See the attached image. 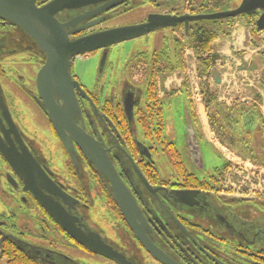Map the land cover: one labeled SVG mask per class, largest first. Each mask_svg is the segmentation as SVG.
Returning <instances> with one entry per match:
<instances>
[{
  "label": "flooded vegetation",
  "instance_id": "af4514ba",
  "mask_svg": "<svg viewBox=\"0 0 264 264\" xmlns=\"http://www.w3.org/2000/svg\"><path fill=\"white\" fill-rule=\"evenodd\" d=\"M51 1L38 0L37 4L41 7ZM206 1L109 0L66 12L61 20L88 14L76 29L90 24L92 27L70 37L76 41L146 23L152 14H210L202 11ZM141 8L150 11L139 21L112 25L116 19ZM162 31L168 32L156 51L132 49L122 64L120 58L116 61L118 66H111L115 47ZM181 31L186 39L185 24L180 23L175 28L106 45L73 58L71 74L78 84L74 93L82 117L76 123L91 139L93 150L111 163L132 195L144 220L136 221L143 222L144 237L153 249L178 264H264V252L240 248L229 235L234 225L230 217L246 220L254 216V211H264V206L257 197L223 192V184L219 188L223 175L226 178L230 172L225 161L230 152L226 151V155L217 144L221 140L212 127L202 90L203 82L215 83L213 66L210 78L201 79L194 52L186 43L178 42ZM2 33L17 36L16 43L7 45L6 55L0 58V264H86L87 260L117 264L79 244L39 204L30 191L38 186L33 181L27 184L29 173L36 171L34 162L66 194L69 203L58 196L55 200L79 221L77 228L88 235H99L129 264H161L123 216L112 196L108 173L77 144L73 145L74 161L38 105L37 78L46 63L44 55L24 34L0 20ZM227 40L214 42L206 57L211 60L208 55L215 52L218 43ZM1 45L0 42V49ZM77 61H91L94 66L88 86L76 71ZM5 64H15L17 68L8 66L5 70ZM148 78L158 84L157 99L147 92ZM263 78L264 73L258 79L262 89ZM14 92L26 99L28 113ZM215 92L217 103L221 104L220 92ZM257 96L253 93V100L264 104L263 96L261 101ZM36 124L42 125L41 131L34 128ZM177 134L182 149L177 146ZM204 147L213 151L214 159L224 161L221 167L213 166L210 174L205 171ZM160 165L167 166L169 173L163 175ZM204 172L201 178L199 175ZM39 189L46 193L45 187Z\"/></svg>",
  "mask_w": 264,
  "mask_h": 264
},
{
  "label": "water",
  "instance_id": "95a60500",
  "mask_svg": "<svg viewBox=\"0 0 264 264\" xmlns=\"http://www.w3.org/2000/svg\"><path fill=\"white\" fill-rule=\"evenodd\" d=\"M37 1L0 0V20L9 26L15 27L31 42L35 43L38 50L45 57L46 63L37 78L40 95V99L37 101L38 105L49 118L74 161L73 145L77 144L90 160L100 166L104 173H108L112 184V196L144 247L161 264H178L148 244V240L144 237L143 222L140 224L136 221L138 219L144 220L141 218L132 195L122 183L111 163L102 157L100 153L93 150L91 139L77 125L76 121L82 117L74 93V89L78 88V84L72 78L71 61L77 56L87 54L103 46L130 41L167 28H175L180 23L185 24L187 40L191 22L237 19L241 16H256V29L264 33V0H241L234 9L195 16L152 14L148 17L146 23L119 28L76 41H72L70 37L92 27V24H90L76 29L79 23L88 18V14L66 21L61 20L62 15L66 12L85 9L91 5L109 0H52L41 7L38 6ZM6 52V50L0 49V58L4 57ZM208 57L212 61L211 75L213 80L215 84L221 85L222 76L218 68V62L224 63L227 56L224 54L216 55L214 52L209 54ZM256 95H258V100L261 101V96L258 93ZM8 159L11 161L10 158ZM32 165L36 171L29 173L27 184L33 181L36 187L38 186L36 190L30 188V191L48 214L86 249L117 264H129L124 256L107 245L99 235L95 233H89L88 235L82 229L77 228L76 225L79 221L67 212L62 203L55 200V197L58 196L65 203H69L66 201V194L58 190L45 173L36 166L35 162ZM41 186L45 187L46 193L40 192L39 188H42ZM233 199L234 201L248 200L245 198ZM236 218L240 217H230L234 221V225L229 230V235L233 240L242 241L243 244L250 246L259 242L264 245V219L256 220V223L254 221L249 223L246 221L247 219L241 218V220H238Z\"/></svg>",
  "mask_w": 264,
  "mask_h": 264
},
{
  "label": "rangeland",
  "instance_id": "374dc122",
  "mask_svg": "<svg viewBox=\"0 0 264 264\" xmlns=\"http://www.w3.org/2000/svg\"><path fill=\"white\" fill-rule=\"evenodd\" d=\"M199 2L204 1V0H197ZM223 6L226 7H234V1L231 0L227 1V0H223ZM228 2L230 4H228ZM232 9V8H231ZM146 11H150V9H144L141 8L140 10H136L126 16L120 17L118 19H116L114 22H112V25H128L134 22L139 21V18H141L142 16L144 17L146 15ZM144 14V15H143ZM239 23H243L247 26L248 20H241L240 22L237 23V25ZM168 32V31H162V32H158L155 34L150 35L149 38H140L131 42H127L125 44H121L117 47L114 48L113 52H112V56H111V66L115 67L118 66L117 64V60L119 61L121 58V64L127 59V57L129 56V51H131L132 49H137V50H147L149 53H152L154 51H156L160 45H161V39L163 38L164 34ZM233 36V33H232ZM232 36L230 38H228V40H231ZM253 37V36H252ZM263 37H264V33L262 32L261 35H259V37L257 39H254V41H252V44H248L250 46L248 51H241V49H239L238 47H235L230 51V54L232 56H236L237 53L240 54H245L249 53L251 54L252 52L255 54H262L264 51V43H263ZM250 39L247 38V42ZM248 46V47H249ZM257 52V53H256ZM11 66L12 69H16L17 65L15 64H5V70H7V67ZM76 71L82 81V83L85 86L90 85L91 80H92V75L94 73L93 70V64L91 61H77L76 63ZM233 68V67H232ZM191 71V70H190ZM228 75V74H226ZM229 76V75H228ZM257 78H250L247 75L239 78L236 77L235 82H232L231 80H228L226 82H228L226 84L227 90H222L221 92V104L223 105V109H229V110H235L234 113V118L236 117V115L240 118L235 119L236 122H234L233 119V123L231 124V126L233 125L234 127H232L233 129V134L234 137L236 139H239V141L241 142L242 145H245L246 143H250L252 144L253 148L255 149V151L257 153H260L261 151L264 154V137L261 138V141H259L258 139H256V135H255V129L257 127V118L255 116V113L253 112L252 109H254L256 106V108H258L260 110V112L262 114H264V104H260L257 101L253 100V97L248 94V92H245L246 88L249 85H252L254 87V92L258 93L261 97L263 96L264 99V89L260 88V82H259V78H258V74L256 75ZM206 85L208 86V88L212 91H215L218 89V87H216L217 84L215 83H210V81L208 80L206 82ZM220 86V85H218ZM170 87V86H169ZM199 89H200V84H199ZM13 90V89H12ZM16 91V90H13ZM14 97L16 99H20L24 104L23 107L26 109V113H28V107L27 105V101L26 99H24L23 97L20 98V94L17 92L13 93ZM245 105V107L251 109V112H242V106ZM230 107V108H229ZM35 122V120H34ZM36 123V122H35ZM43 123V122H42ZM44 125V123H43ZM42 125H40V127H38V125L36 124V126H34V128H37L38 130H42L41 128ZM260 128V127H259ZM258 128V129H259ZM257 129V130H258ZM40 130V131H41ZM264 131V130H263ZM264 134V133H263ZM261 142L262 144V149H259V147H256L255 144ZM218 146L222 147L224 152L226 153V151H229L230 153L228 154V158L225 160L226 163L228 164V168L227 170H230V172L228 173V176L225 178L224 182H223V186L226 183L227 180H229L230 178H233V180H241L240 176L243 177V179H246V177L252 176L253 174L255 175H260V177H264V161L263 163H255L253 162L251 159H246L241 152V149L237 148L238 145L233 144L230 141H225L223 140V142H219L218 141ZM239 144V143H238ZM177 146L182 149V144H181V140H180V136L179 134H177ZM254 152V153H256ZM213 151L209 148L204 147V155H205V163H206V167L207 169L205 171L209 172V174L211 173L212 167L216 166V167H221L224 165V161L222 159H220L219 157L214 159V156H212ZM227 155V153H226ZM229 165L233 166V165H237L238 169H237V174L232 173L231 168L229 167ZM160 170L162 172L163 175L169 173V169L167 166H163L160 165ZM232 175V176H231ZM201 178L203 176H205V172L201 173L199 175ZM257 198H260L263 202H264V195H262L261 192H258V194H256ZM86 264H108V263H104L101 260L96 261V260H87Z\"/></svg>",
  "mask_w": 264,
  "mask_h": 264
},
{
  "label": "trees",
  "instance_id": "16d2710c",
  "mask_svg": "<svg viewBox=\"0 0 264 264\" xmlns=\"http://www.w3.org/2000/svg\"><path fill=\"white\" fill-rule=\"evenodd\" d=\"M223 0H207L206 1V7L202 8L203 12H220V11H226L236 8L238 3L241 0H233L234 1V7H226L223 6ZM230 1L231 0H227ZM228 4H230L228 2ZM176 6L172 5L171 7ZM196 12V10H194ZM256 16L253 17H246L241 16L237 19H226V20H215V21H199L191 23L190 28V35L189 40L186 41L185 35L183 31L179 34L178 42H184L188 47L194 52V55L197 59V72L201 79L204 78H210V71L212 68L211 60L206 57L208 53L212 50V45L214 42H216L220 38H230L232 36V33L237 25L238 22L241 20H248L247 28L251 34V36L254 37V39H257L259 35L262 34V32L258 31L255 26ZM15 33L9 34V33H2L0 34V42L2 43L1 50L5 51L7 49V45H12L13 43H16V37ZM1 55V54H0ZM262 61L264 64V51L261 54ZM161 63V62H160ZM151 77H153L154 73L152 72ZM264 83V81H263ZM147 87V92L151 98L157 99L156 93L158 91V84L153 81L152 78H148V80L145 83ZM202 90L205 94V101H206V107L209 110V117L211 119L212 127L215 131V133L218 135L220 140L223 142L230 141L235 145H238L237 148L241 149L242 155L246 159H251L255 163H263L264 161V154L261 151L260 153H257L255 149H252L253 146L250 143H246L245 145H242L239 139H236L234 137V132L231 124L234 122L235 119H238L236 117L234 118L235 110H229V109H223V105L217 103V94L215 91H212L208 88L206 85V82L202 83ZM252 109L255 113V116L257 118V127L255 129V137L259 141H261V138L264 137V117L260 110L256 108ZM230 108V107H229ZM251 112V109L245 107V105L242 106V112ZM260 127V128H259ZM259 128V129H258ZM258 129V130H257ZM239 143V144H238ZM256 147H259V149H262L261 142L255 144ZM256 152V153H254ZM225 175H223L222 179L220 180L219 188L222 186ZM219 191V190H218ZM260 201H262L260 198H257ZM262 204L264 206V202L262 201ZM255 212V213H254ZM254 216H248L247 222H255L260 221L261 219H264V211H259L257 213L254 211ZM262 213V214H261ZM256 223V222H255ZM235 242L239 243L240 248L245 249H254V251H260L264 252V245L262 242L256 243L252 246L243 244L242 241L234 240Z\"/></svg>",
  "mask_w": 264,
  "mask_h": 264
},
{
  "label": "crops",
  "instance_id": "0c3cea01",
  "mask_svg": "<svg viewBox=\"0 0 264 264\" xmlns=\"http://www.w3.org/2000/svg\"><path fill=\"white\" fill-rule=\"evenodd\" d=\"M247 38H249L250 41H254L253 37L249 33L247 26L243 23H239L238 25H236L231 40L218 43L217 47H215V53L224 54L227 56V59L224 63L218 62V68L222 76V83L220 86H216L218 87L217 90L220 92V94L222 90H227L228 87H226V84L228 82L226 81L228 80L235 82L236 77L241 78L245 75L253 79L257 78V74L258 78L263 77L264 65L262 64V57L260 54H258L257 52V54L252 52L251 54L246 53V55L237 53L236 56H232L230 54L229 50H232L235 47H238L239 49H241V51H248L250 48V46L248 45L250 44V41L247 42ZM226 74H228L229 76ZM168 87L169 85H167V88ZM245 92H248V94L253 96V93L255 94L254 87H252V85H249L246 88Z\"/></svg>",
  "mask_w": 264,
  "mask_h": 264
},
{
  "label": "built area",
  "instance_id": "2783aa9c",
  "mask_svg": "<svg viewBox=\"0 0 264 264\" xmlns=\"http://www.w3.org/2000/svg\"><path fill=\"white\" fill-rule=\"evenodd\" d=\"M237 165L232 166V173L237 174ZM232 176V175H231ZM241 180H233L230 178L224 184L223 192H229L234 195L239 196H249L256 197L258 192H261L264 195V177H260V175L253 174L252 176H247L246 179L241 177Z\"/></svg>",
  "mask_w": 264,
  "mask_h": 264
}]
</instances>
